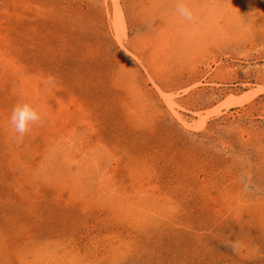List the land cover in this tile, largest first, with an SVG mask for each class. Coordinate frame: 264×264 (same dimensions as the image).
<instances>
[{
    "label": "rangeland",
    "instance_id": "obj_1",
    "mask_svg": "<svg viewBox=\"0 0 264 264\" xmlns=\"http://www.w3.org/2000/svg\"><path fill=\"white\" fill-rule=\"evenodd\" d=\"M185 3L0 0V264H264V0Z\"/></svg>",
    "mask_w": 264,
    "mask_h": 264
},
{
    "label": "clouds",
    "instance_id": "obj_2",
    "mask_svg": "<svg viewBox=\"0 0 264 264\" xmlns=\"http://www.w3.org/2000/svg\"><path fill=\"white\" fill-rule=\"evenodd\" d=\"M176 13L184 20L191 21L192 10L187 6L185 0H177ZM42 121L41 112L28 102L17 103L11 110L9 122L16 133L17 139H22L30 132L33 125Z\"/></svg>",
    "mask_w": 264,
    "mask_h": 264
}]
</instances>
